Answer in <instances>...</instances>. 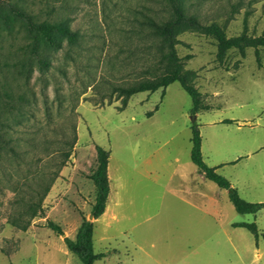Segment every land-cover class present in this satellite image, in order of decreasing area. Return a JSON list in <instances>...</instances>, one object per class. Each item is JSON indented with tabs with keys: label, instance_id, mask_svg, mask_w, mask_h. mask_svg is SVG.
Masks as SVG:
<instances>
[{
	"label": "rangeland",
	"instance_id": "1",
	"mask_svg": "<svg viewBox=\"0 0 264 264\" xmlns=\"http://www.w3.org/2000/svg\"><path fill=\"white\" fill-rule=\"evenodd\" d=\"M185 6L228 37L264 35V0ZM16 8L36 23L69 27L77 41L41 50L50 62L42 71ZM170 13L165 0H0V112L12 110L0 139V264H82L64 238L75 239L84 219L94 224L95 252L105 254L95 264H264V209L238 213L228 190L191 160L197 126L204 162L245 201L264 203V47L245 45L244 56L232 49L220 61L213 38L183 32L177 54L211 109L194 113L175 82L163 98L162 90L139 93L119 110L117 87L151 79L162 67L150 22ZM73 130L77 142L43 201L44 216L20 230L11 219L53 176L56 150ZM97 145L110 151L112 192L107 212L94 219ZM238 223H256L259 241Z\"/></svg>",
	"mask_w": 264,
	"mask_h": 264
},
{
	"label": "trees",
	"instance_id": "2",
	"mask_svg": "<svg viewBox=\"0 0 264 264\" xmlns=\"http://www.w3.org/2000/svg\"><path fill=\"white\" fill-rule=\"evenodd\" d=\"M168 3L171 11L170 17L166 20H152L150 26L153 30L154 36L159 40V50L162 55L160 65L157 73L151 79L137 81L129 86H119L117 91V99L121 100L119 110H124L128 106L130 98L136 94L150 92L154 93L162 90V98L166 95L167 88L175 83L180 82L182 88L191 96L194 107V113L201 110L211 109L209 106L202 104L201 92L196 87L190 84L188 73L184 70V62L177 54V36L183 32L196 30L202 34L213 38L217 44V57L223 61L227 53L232 50H238L243 56L245 55V45H252L256 48L264 47V35L250 38L247 33H242L237 37H228L225 28L213 22L209 25L202 24L198 18L187 12L185 1L187 0H165ZM16 18H21L27 27L28 37L32 41V54L38 57V64L42 71H45L50 66L48 60L41 57V50H59L63 47V39L68 40L69 43L77 41V34L70 30L69 27L63 25H50L46 22L36 23L32 16L23 10L14 9ZM257 61L261 63L259 50H256ZM111 104V102H110ZM158 107L155 109L157 110ZM12 114V110L8 107L3 108L0 112V139L4 137L2 131L4 127L9 124L3 119L4 115ZM153 112L147 114L151 117ZM226 123H231L226 122ZM62 137L61 146L57 148L58 157L54 158L57 169L52 172L53 176L50 178H43L40 184L43 185L42 191H37V198L30 195L28 199H24V213L19 214L11 219V224L22 231H27L32 224V220L36 217L44 216L43 201L50 192L53 183L59 177L61 170L69 163L74 146L77 142L75 131L73 133H64ZM69 135L70 138H68ZM67 138L69 140H67ZM191 160L198 167L200 172L206 179L214 182L220 188L226 189L229 192V198L235 207V210L240 214H257L264 209V203H250L245 201L238 193L231 182L225 177L217 173L216 168L209 167L203 160L202 156V137L197 126L193 127V135L191 138ZM97 165L92 174L91 179L96 186L95 203L92 208V215L94 219H99L106 212L107 202L110 195V179L108 175V167L110 162V151H107L101 146H96ZM36 199V200H35ZM27 218H26V217ZM25 217V218H24ZM49 227L57 232L60 236L64 235L60 226L49 222ZM234 228H244L251 232L259 241L261 234L256 223H238L233 224ZM94 224L93 222L84 219L80 228L77 231L75 239L65 237L64 242L68 250L77 255L82 264H95L98 260L105 257L103 253H96L94 250ZM264 237V234L262 235Z\"/></svg>",
	"mask_w": 264,
	"mask_h": 264
},
{
	"label": "crops",
	"instance_id": "3",
	"mask_svg": "<svg viewBox=\"0 0 264 264\" xmlns=\"http://www.w3.org/2000/svg\"><path fill=\"white\" fill-rule=\"evenodd\" d=\"M109 165H110V162H109ZM110 166L108 167V175H109V179H110V185H111V173H110ZM110 188H111V186H110ZM111 192H112V190L110 189V194H111ZM110 196V195H109ZM107 210H108V207L106 208V212H107ZM105 212V213H106ZM104 213V214H105ZM212 256H215L214 254H212Z\"/></svg>",
	"mask_w": 264,
	"mask_h": 264
},
{
	"label": "water",
	"instance_id": "4",
	"mask_svg": "<svg viewBox=\"0 0 264 264\" xmlns=\"http://www.w3.org/2000/svg\"><path fill=\"white\" fill-rule=\"evenodd\" d=\"M92 218H93V216H92Z\"/></svg>",
	"mask_w": 264,
	"mask_h": 264
}]
</instances>
